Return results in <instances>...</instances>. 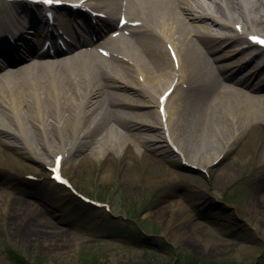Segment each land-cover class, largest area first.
<instances>
[{"label":"bare ground","instance_id":"6f19581e","mask_svg":"<svg viewBox=\"0 0 264 264\" xmlns=\"http://www.w3.org/2000/svg\"><path fill=\"white\" fill-rule=\"evenodd\" d=\"M84 2L118 18L126 14L138 26L130 38L101 37L103 41L88 42L91 48L67 50L55 58L33 51L28 62L0 68V200L6 195L10 198L6 203L12 204L14 197L18 203L25 202L32 219L39 217L37 205L46 209L52 205L47 194L50 185L28 186L19 177V169L26 168L19 163L21 155L29 164H39L52 154H69L67 161L71 162L73 157L90 153L74 166L98 163L101 179L110 182L107 162H118L131 180L132 158L147 160L152 153L169 161L150 147L158 132H165L178 149L174 159L181 155L197 169L223 165L230 154L246 149L244 143L249 140L256 147L257 159L264 163V75L254 76L260 70L252 61L240 73L245 58L240 57L241 50L230 48L235 39L221 37L215 48L203 42V38H213V33L232 27V17L241 20L245 30L256 26L264 30V0ZM167 44L175 52L176 69L164 50ZM99 49L107 51L109 58L97 54ZM221 63L226 66H219ZM175 81L162 123L152 107ZM35 104L40 105L38 111ZM41 124L45 125L44 137L37 134ZM242 158L249 160L245 154ZM163 178L177 180L169 171ZM148 179L151 185L160 183L153 173ZM257 181V191L263 192L264 176ZM184 196L185 200L193 198L191 207L180 198L177 208L168 207L172 215L163 216L174 243L187 234L185 223L193 219L194 209L212 208L218 217L231 218V211L216 206L199 185H192ZM69 213L84 220L95 211L76 201ZM44 222H30L34 235L42 234L39 228L44 224L50 227L46 219ZM244 251L255 254L249 245Z\"/></svg>","mask_w":264,"mask_h":264},{"label":"rangeland","instance_id":"374dc122","mask_svg":"<svg viewBox=\"0 0 264 264\" xmlns=\"http://www.w3.org/2000/svg\"><path fill=\"white\" fill-rule=\"evenodd\" d=\"M256 30L264 34L262 27L256 26ZM37 134L40 136L39 129ZM244 148L212 170L191 169L173 157L164 162L152 153L147 160L132 158L131 180L126 179L120 163L108 161L110 182L101 179L98 163L74 166L90 153L73 157L63 163V174L82 194L108 203L110 214L99 209L91 218L79 220L69 213L71 204L60 201L66 192L51 189L52 205L47 209L37 205L39 217L32 219L25 202L18 203L14 197L9 204L10 198L4 195L0 200V264H264V191H257L264 163L257 159L250 140ZM244 154L248 161L242 158ZM19 163L26 167L20 172L40 177L42 165L29 164L25 155L19 157ZM228 166L231 174L224 172ZM166 171L177 180L165 181ZM151 173L159 184L148 181ZM192 185L202 187L216 206L231 211V218L218 217L212 208L194 209L193 219L185 223L187 234L174 243L163 216L172 215L168 207L177 208L180 198L187 207L192 206L193 198L185 200L184 196ZM40 214L50 225L39 228L45 236L32 233V220L45 223ZM248 245L254 248V255L244 251Z\"/></svg>","mask_w":264,"mask_h":264},{"label":"snow or ice","instance_id":"6c2138e0","mask_svg":"<svg viewBox=\"0 0 264 264\" xmlns=\"http://www.w3.org/2000/svg\"><path fill=\"white\" fill-rule=\"evenodd\" d=\"M46 2L51 3V0H46ZM255 42L260 43V44H264V41H255ZM173 58H175V57H173ZM56 179L59 180L60 179L59 176H56Z\"/></svg>","mask_w":264,"mask_h":264},{"label":"trees","instance_id":"16d2710c","mask_svg":"<svg viewBox=\"0 0 264 264\" xmlns=\"http://www.w3.org/2000/svg\"><path fill=\"white\" fill-rule=\"evenodd\" d=\"M189 264H192L191 262H189Z\"/></svg>","mask_w":264,"mask_h":264}]
</instances>
